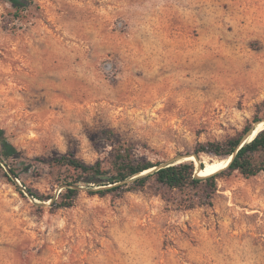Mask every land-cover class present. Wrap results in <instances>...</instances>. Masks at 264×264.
I'll list each match as a JSON object with an SVG mask.
<instances>
[{
	"label": "rangeland",
	"instance_id": "374dc122",
	"mask_svg": "<svg viewBox=\"0 0 264 264\" xmlns=\"http://www.w3.org/2000/svg\"><path fill=\"white\" fill-rule=\"evenodd\" d=\"M245 127H264V0H0V264H264V172L191 209L153 182L65 208L27 190L121 143L211 174L229 159L195 146Z\"/></svg>",
	"mask_w": 264,
	"mask_h": 264
},
{
	"label": "trees",
	"instance_id": "16d2710c",
	"mask_svg": "<svg viewBox=\"0 0 264 264\" xmlns=\"http://www.w3.org/2000/svg\"><path fill=\"white\" fill-rule=\"evenodd\" d=\"M249 129L245 127L241 133L223 139L199 142L195 146L194 153L198 157L207 154L229 159L233 154L225 168L211 174L198 176L192 160L162 165L161 161L138 157L130 146L121 143L115 148L108 166L100 160L86 163L72 154H62L49 159V165L56 168V183L62 186L58 195H42L30 187H27V190L39 200L52 199L51 206L55 208H65L73 205L82 186H99V189L90 193L103 195L115 190L144 189L153 182L158 186L179 192L180 198L176 201L178 208L191 209L209 205L217 191L218 178H228L234 173L250 178L264 172V127L257 131L252 140L238 148L241 136ZM0 142V154L8 156L14 153L13 147L4 142L2 136ZM200 166L201 170L205 168L202 163ZM9 169L18 177L14 167L9 165Z\"/></svg>",
	"mask_w": 264,
	"mask_h": 264
},
{
	"label": "water",
	"instance_id": "95a60500",
	"mask_svg": "<svg viewBox=\"0 0 264 264\" xmlns=\"http://www.w3.org/2000/svg\"><path fill=\"white\" fill-rule=\"evenodd\" d=\"M258 122H260V121H258ZM258 122H256V123H258ZM254 127H252L251 129H249L248 131H246L242 136H241V140H240V143H239V145H238V148H240L244 143H246V142H248V141H250V140H252V138L256 135V133H255V135L251 138V139H248L250 136H251V134L253 133V131H254ZM261 130V129H260ZM187 157V156H186ZM232 157H233V154L231 155V156H229V161H228V163H227V165L229 164V162L231 161V159H232ZM179 161H181V160H179V159H174V160H171L170 162H168V163H163L162 165H164V164H172L173 162H179ZM161 165V166H162ZM226 165V166H227ZM225 168V167H224ZM154 169V168H153ZM153 169H150V170H153ZM202 169V167L201 166H199L197 169H196V174H197V172L199 171V170H201ZM221 170V169H220ZM148 172H150V171H148ZM145 174V173H144ZM140 175H142V174H140ZM199 176V175H198Z\"/></svg>",
	"mask_w": 264,
	"mask_h": 264
},
{
	"label": "bare ground",
	"instance_id": "6f19581e",
	"mask_svg": "<svg viewBox=\"0 0 264 264\" xmlns=\"http://www.w3.org/2000/svg\"><path fill=\"white\" fill-rule=\"evenodd\" d=\"M229 57V56H228ZM257 131L258 130H255L254 129V131H253V133L251 134V136L248 138V139H251L254 135H255V133H257ZM193 157L194 156H187L186 158H184V159H193ZM212 165H213V163H211ZM212 165H209L206 169H203V170H200V173L198 174V175H205L206 173H207V171L209 170V168L212 166ZM218 168V167H217ZM146 172H148V171H146ZM145 173V172H144Z\"/></svg>",
	"mask_w": 264,
	"mask_h": 264
}]
</instances>
